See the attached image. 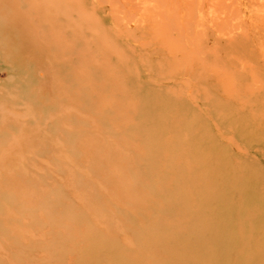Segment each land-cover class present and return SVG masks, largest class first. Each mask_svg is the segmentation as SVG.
Wrapping results in <instances>:
<instances>
[{
	"label": "rangeland",
	"instance_id": "374dc122",
	"mask_svg": "<svg viewBox=\"0 0 264 264\" xmlns=\"http://www.w3.org/2000/svg\"><path fill=\"white\" fill-rule=\"evenodd\" d=\"M0 264H264V0H0Z\"/></svg>",
	"mask_w": 264,
	"mask_h": 264
}]
</instances>
